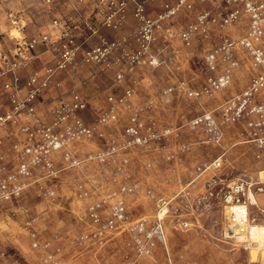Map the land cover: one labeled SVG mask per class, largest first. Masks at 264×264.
I'll list each match as a JSON object with an SVG mask.
<instances>
[{
    "label": "rangeland",
    "instance_id": "374dc122",
    "mask_svg": "<svg viewBox=\"0 0 264 264\" xmlns=\"http://www.w3.org/2000/svg\"><path fill=\"white\" fill-rule=\"evenodd\" d=\"M243 6L242 0H0V41H7L3 42L5 49L13 48L12 41L16 40L12 37L22 39L23 35L28 39L47 37V41H65L61 40L64 36L81 45L75 61L55 73L50 90L36 102L41 117L50 119L44 113L53 107V98H68L77 93L92 106L89 104L81 113L82 118L95 124L98 107L104 105L107 93L121 95L126 89H133L130 107L122 109L119 122L106 129L110 141L113 138L117 139L116 144L124 141V129L133 113L158 131L177 129L180 133L179 141L161 142L160 150L156 151V143L134 147L115 154L110 165L84 162L80 167L61 171L57 178H50L51 182L34 183L17 201L6 205L0 215V264H261L256 251L250 255L219 239L226 212L217 199L213 200L215 210L198 216L191 228L183 229L177 219L167 217L166 239L156 242L149 253L135 246L129 232H118L102 243L88 236L95 227L89 207L108 193L118 191L125 182L138 185L136 194L126 197L128 222L147 219L151 225L158 212L157 199L171 198L193 179L195 169L202 164L223 156V168L218 175L224 180L234 181L249 172L261 173L264 178V152L239 136L246 135L244 123L223 125L221 145L211 141L208 131L191 125L205 112H212L221 122L220 104L249 83L248 72L240 69L242 61L228 90L197 99L188 98L184 90L200 91L215 75L208 70L206 57L221 42L220 21L231 10H242ZM201 15H208L210 24L202 26ZM249 22L248 15L242 14L232 25L230 36L236 39L245 35ZM191 27L193 32L187 40L184 35ZM101 41L122 45L108 60L86 63L82 52ZM52 47L44 52L45 47H38V57L22 67L18 76L24 81L33 72L54 65L61 52L54 50L57 45ZM240 55L246 60L244 53ZM7 67L0 65V114L9 109L4 85L15 76ZM4 71L6 74L2 75ZM120 72L124 74L122 80L117 79ZM170 89L173 91L169 92ZM22 118L24 121L14 127H1L0 137L16 139L20 125L30 117ZM179 143L186 144L188 150L179 151ZM77 144L81 160L110 146L109 142L99 140H82ZM3 146H0V168L16 167L15 153ZM168 149L176 153L174 161L166 160ZM125 155L129 163L122 173L118 169ZM54 160L58 170L64 168L61 155L54 156ZM207 177L203 175L202 181ZM80 185L95 193L80 198ZM201 188L199 184L196 190ZM257 202L264 208V193L258 194ZM251 211L261 219L256 206ZM102 216L107 213L102 211ZM36 241L39 247H34Z\"/></svg>",
    "mask_w": 264,
    "mask_h": 264
},
{
    "label": "built area",
    "instance_id": "2783aa9c",
    "mask_svg": "<svg viewBox=\"0 0 264 264\" xmlns=\"http://www.w3.org/2000/svg\"><path fill=\"white\" fill-rule=\"evenodd\" d=\"M242 2L244 4L242 10L233 9L222 18L220 29L227 30L238 22L242 14H247L250 22L246 34L234 39L227 33H222L219 46L206 57L207 68L215 75L208 79L200 91L191 88L184 90L191 99L211 97L217 92L228 90L233 83L234 71L241 65L238 53L246 54L251 61L252 77L245 89L220 104L218 114L221 116V122L212 112H205L196 117L191 125L193 128L202 127L210 134L211 141L221 145L224 140L223 125L244 123L246 135L240 133L239 136L247 138V142L253 143L259 151L264 152V0ZM199 21L202 26L210 24L208 15H201ZM13 23L18 24L15 21ZM87 26L89 27V23ZM192 32L193 27L184 37L188 40ZM12 39L16 40L12 41L14 43L12 49H5L3 42L7 41H0V65H8L7 69L15 75L11 82L4 85L9 109L0 114V128L20 124L24 121L22 116L30 118H25L26 123L20 125L19 133L11 144L16 167L12 165L9 169L0 168V215L6 205L17 201L34 183L42 180L51 182L50 178H57L58 173L63 170L80 167L82 163L89 161L110 165L115 160V154L126 153L134 147H148L156 143L157 151L161 148L159 146L161 142L179 141L180 133L177 129L158 131L155 127H149L137 113L130 115L122 143L116 144L117 139L114 138L109 140L106 129L119 122L122 109L130 107L133 89H126L121 95H107L106 106L99 109L95 124H90L82 118L81 113L88 109L89 102L77 93L68 98H53V101L47 98L53 105L51 112L49 111L50 119L41 117L36 102H40L39 100L50 90L55 73L67 69L75 61L76 55L81 51V45L73 39L66 40L64 36L61 40L65 41H47V37L28 39L24 35L22 39L16 37ZM55 45L58 48L54 50H60L61 53L57 55L54 65L33 72L24 81L18 76L17 73L22 67H27L33 58L38 57V47H45L44 52L51 51V47ZM121 45L101 41L82 52L83 60L89 64L101 63L108 60ZM221 67L223 70L220 72ZM1 74L4 75L6 72ZM123 77L122 72L118 73V80H122ZM171 91L173 89L169 90ZM82 140L107 141L110 146L106 151L91 153L85 160H81L75 147ZM3 145L4 139L1 138L0 146ZM178 148L182 152L188 150L186 144L179 143ZM56 155L62 157L64 168L61 170H58L55 163ZM257 157L259 158L260 154H257ZM123 158L118 170L125 173L129 159L126 155ZM165 158L174 161L177 156L168 149ZM222 158L223 156L212 163L198 166L193 179L180 187L171 198L157 199L158 212L151 225L147 219H140L135 223L128 222L126 197L135 195L138 185L123 183L118 191L108 193L89 207V215L95 227L88 236L95 242L102 243L101 241L118 232H129L133 235L135 246L141 252L149 253L156 242L165 241L167 217L173 216L183 229L191 228L198 216L215 210L213 200L217 199L226 212L220 225L219 239L248 251L250 255L256 251L259 261L264 264V208L259 207L257 202L258 194L264 193V178L261 173L257 175L249 172L234 181L224 180L218 175L223 168ZM151 165L152 163L148 164L149 167ZM203 175H208L204 181L201 179ZM199 184H202V190L197 191ZM94 193L95 191L86 190L83 185L79 186L80 198ZM148 194L153 196L152 191ZM253 206L260 211V220L252 215ZM102 211L104 214L107 213L106 217L102 216ZM142 239L147 241L144 242ZM34 247H39L38 241L34 243ZM45 247H48V244Z\"/></svg>",
    "mask_w": 264,
    "mask_h": 264
},
{
    "label": "crops",
    "instance_id": "0c3cea01",
    "mask_svg": "<svg viewBox=\"0 0 264 264\" xmlns=\"http://www.w3.org/2000/svg\"><path fill=\"white\" fill-rule=\"evenodd\" d=\"M230 29H231V27L230 28H228L227 30H225V31H222V33H227L228 35H230L231 33V31H230ZM221 33V34H222ZM92 43L93 44H95L96 42H94V41H92ZM92 43H91V45H92ZM100 43V42H99ZM98 43V44H99ZM97 44V45H98ZM240 53L241 52H239L238 53V57H239V59L242 61V66H241V68L240 69H245L247 72H248V74H249V76H250V78H249V82H250V79H251V77H252V72H251V61H250V59H248V57H247V55L246 54H244V56H245V58H246V60L244 59V57H241V55H240ZM224 67V66H223ZM223 67H221V69H220V72L223 70ZM239 71V69L238 70H235L234 71V73H233V75H235L237 72ZM62 73V72H61ZM65 74V73H64ZM234 80V79H233ZM249 84V83H248ZM241 91H237L236 93H235V95L236 94H238V93H240ZM109 94H113V93H107L106 95H105V100H104V105L102 106V107H104V106H106V97H107V95H109ZM89 104H90V106H91V103L89 102ZM101 106L100 107H98V111H99V108H102ZM91 108H92V106H91ZM41 110V106L39 105V111ZM41 114V113H40ZM47 114H49L50 115V112H49V110H47V112H45L44 113V115H47ZM42 115V114H41ZM4 139V146L2 147V148H5V149H10L11 148V144H12V142H13V140H14V138L13 139H10V140H7L6 139V135H2L1 137H0V139ZM7 142V143H6Z\"/></svg>",
    "mask_w": 264,
    "mask_h": 264
},
{
    "label": "bare ground",
    "instance_id": "6f19581e",
    "mask_svg": "<svg viewBox=\"0 0 264 264\" xmlns=\"http://www.w3.org/2000/svg\"><path fill=\"white\" fill-rule=\"evenodd\" d=\"M263 174H264V172H263Z\"/></svg>",
    "mask_w": 264,
    "mask_h": 264
}]
</instances>
